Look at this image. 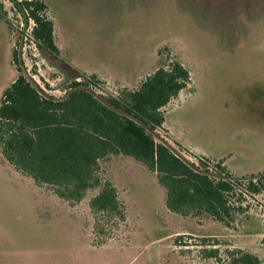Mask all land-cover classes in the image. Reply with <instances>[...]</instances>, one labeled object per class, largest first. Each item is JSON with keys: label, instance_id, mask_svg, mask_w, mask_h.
<instances>
[{"label": "rangeland", "instance_id": "1", "mask_svg": "<svg viewBox=\"0 0 264 264\" xmlns=\"http://www.w3.org/2000/svg\"><path fill=\"white\" fill-rule=\"evenodd\" d=\"M42 1L53 20L56 0ZM254 1L253 14L237 23H232L229 15L220 16L213 0H207L206 7L200 6V0H153L144 3L150 6L151 16H143L144 21H150L149 25L144 22V26L154 34L151 49L159 46L157 68L166 66L170 55L191 75L190 84L162 109L164 116L171 109L168 124L173 125L181 138L220 160L190 154L174 143L165 129L149 133L157 143L166 144L177 157L198 171L243 178L237 186L238 193L243 194L252 176L257 180L259 174H264V114L258 115L259 107H247L248 110L243 109L237 116L217 99L236 92V74L232 76L231 59L227 56L233 51L264 49V5L261 3L264 0ZM0 2L1 13L14 33L13 48L17 49L21 62L18 67L43 96L64 98L73 80L88 84L86 89L99 99L118 96L120 89H110L96 77L73 72L58 57L39 48L29 36L32 23L26 24L10 0ZM96 4L99 3L94 0L85 3L91 8ZM93 14L91 11L89 16ZM3 49L0 44V97L11 79L18 76L15 68L12 71L9 66L12 64L6 62ZM216 53L223 55L217 62V75L213 73ZM263 60L258 61L260 67ZM256 70L260 71L257 67ZM244 85L247 90L264 88V83L257 78ZM241 125H255L256 129L238 131ZM228 155H231L230 169L221 160ZM221 163L224 170L217 168ZM99 164L100 177L113 183L126 209V221L110 237L93 234L88 201L98 189L88 191L70 211L64 204L61 208L56 206L50 196L51 188L43 186L40 193L50 211L35 210L38 196L21 183L29 177L11 167L0 155V264H22V257L41 263V254L45 251L52 257L51 261L58 257L61 264H67L69 259L89 264H217L203 257L201 250L205 248H218L221 253L227 248H239L256 255L264 264V189L257 195L244 194L247 212L236 216L232 225L226 227L207 216L182 218L169 212L164 206V189L150 171L132 158L109 156ZM261 181L264 185V177ZM39 203L42 204L37 201V208ZM179 237L186 246L175 244ZM204 240L208 244L216 241L218 245L202 246ZM57 250L63 253L56 257ZM44 259L48 261L46 256Z\"/></svg>", "mask_w": 264, "mask_h": 264}, {"label": "trees", "instance_id": "2", "mask_svg": "<svg viewBox=\"0 0 264 264\" xmlns=\"http://www.w3.org/2000/svg\"><path fill=\"white\" fill-rule=\"evenodd\" d=\"M10 2L26 24L32 23L31 39L58 57L47 4L42 0ZM7 24L11 30L10 22ZM20 63L14 47L11 64L18 76L0 97V154L37 187L49 186L70 207L79 204L88 191L98 189L88 201L94 236L110 237L126 221L118 190L99 175V162L109 156L130 157L150 171L165 191L164 206L169 212L181 217L207 216L226 227L247 212L243 195H257L264 189V174H259L258 181L252 174L245 193H238L243 178L198 171L149 133L161 128L165 121L162 109L191 81L189 70L170 55L168 64L147 76L137 89L123 88L117 97L100 99L78 80L70 83L62 99L43 96L23 76ZM217 168L224 170L222 163ZM182 240L179 237L175 244L186 246ZM205 242L201 245H218ZM201 253L217 264H263L256 255L239 248H227L223 253L205 248Z\"/></svg>", "mask_w": 264, "mask_h": 264}, {"label": "crops", "instance_id": "3", "mask_svg": "<svg viewBox=\"0 0 264 264\" xmlns=\"http://www.w3.org/2000/svg\"><path fill=\"white\" fill-rule=\"evenodd\" d=\"M94 1L99 4L91 8V6L85 5L87 0H56V15L53 18V22L55 44L59 50L58 60L73 72L85 76H95L110 89L127 88L135 90L147 76L157 69L159 46H153L151 49L150 45L154 40V34L152 30L150 31L144 26L146 25L144 22L149 25L150 21H144L143 19L144 15H146V17L151 16V8L148 4L153 0ZM213 1L215 2L216 9L219 11L218 14L220 16L229 15L232 19V23H237L239 20L243 22L246 17L249 18V16L253 14L256 5L254 0ZM75 2L77 3L76 5H74ZM144 3H148L147 6H145ZM261 3L264 5V1ZM202 5L206 7L207 0H200V6L202 7ZM91 11H94L96 17H94L95 14L89 16ZM0 37L2 38L0 44L4 46V58L7 63L11 64L15 38L1 10ZM222 57L223 55L220 53H216L215 55V68L213 72L215 75H217L218 69L217 62ZM227 59H231L232 76L236 74V92L226 97L218 98L217 102L226 107H230L228 111L237 116L242 114L243 109L248 110L247 107H249V109L250 107H259L258 111L260 114L258 115L263 116L264 88L259 90L256 88L247 90V86L244 85V83L252 81L255 78L264 83V60L261 62L263 65L262 67H260L258 62L259 59H264V49L233 51L227 56ZM9 66H11V69L13 68L12 71H14V67L12 65ZM256 67L259 68L260 71H257ZM12 74L14 78L15 73L12 72ZM204 75L205 82L207 83V71ZM13 81L14 80L11 79L10 84ZM239 83L243 84V86H240ZM254 95H257L258 98L254 97ZM170 111L171 109L167 111L165 121L161 128L167 130L170 139L174 143L192 155L202 156L211 160H220L216 155H206L204 152L197 149L195 145L181 138L173 125L167 122ZM183 124L184 123L180 121V125L183 126ZM254 129H256L255 125H241L237 128L238 131H253ZM116 157L127 158L123 155H118ZM230 157L231 155H228L226 158L221 159L224 166L229 169ZM25 180L26 181H21V183L30 188L38 196V199L36 198V203L37 201L42 202V204L39 203V208H37L35 203V210L39 211V209H41L43 211H50V208L46 205L47 201H45L41 195L42 193H40L42 188L37 187L31 178ZM50 196H52V201L56 206L58 205L61 208L62 204H64L63 206H66L70 211L73 209V207H70L66 202L58 199L53 193ZM55 211L56 210L52 212ZM49 228L52 227H48V229ZM47 252L48 251H45L41 254L43 257L42 260H39L41 263L36 262V260L32 261L31 257H22V264L62 263L57 257V254L63 253L62 251L57 253V250V258L52 261V257L46 255ZM45 256L48 258V261H44ZM77 262L78 260L73 262L72 259H69L67 264L90 263L88 261H82L81 263Z\"/></svg>", "mask_w": 264, "mask_h": 264}]
</instances>
